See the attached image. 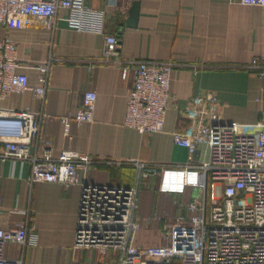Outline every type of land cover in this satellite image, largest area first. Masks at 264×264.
<instances>
[{"label": "crops", "instance_id": "1", "mask_svg": "<svg viewBox=\"0 0 264 264\" xmlns=\"http://www.w3.org/2000/svg\"><path fill=\"white\" fill-rule=\"evenodd\" d=\"M86 5L105 12V31L120 38L123 64L101 62L104 37L71 28L64 20L68 16L65 11L60 12L54 33L40 22L21 30L0 26V40L10 38L16 43L21 64L18 73L28 77L31 87L40 85L39 66L51 62L43 102L28 91L0 101V109L43 113L41 141L48 142L56 156L74 151L113 163L81 174L83 183L131 188L139 183L137 163H186L192 156L176 145L174 134L190 127L186 110L199 95L214 93L228 121L256 125L262 120L264 77L261 70L245 67L264 54V8L229 0H86ZM134 5L139 6L137 24L128 28L126 21ZM133 61L174 65L172 101L160 134H140L125 126L134 84ZM122 67L128 68L126 80L121 77ZM88 92L97 95L95 119L78 125L73 118ZM64 117L71 119L69 136L64 133ZM193 158L207 161V147H200ZM31 174L30 162L0 158V228L12 230L25 225L29 229L25 247L7 244L5 258L21 264H94L98 258L95 251L74 250L81 186L31 185ZM151 184L149 188L140 186L137 213L141 211L142 216L155 211L179 214L181 209L175 201L190 200L187 194L161 193L160 176ZM157 225L144 224V229L154 232ZM147 240H137V244L144 245ZM106 264H119V254L109 255Z\"/></svg>", "mask_w": 264, "mask_h": 264}, {"label": "built area", "instance_id": "2", "mask_svg": "<svg viewBox=\"0 0 264 264\" xmlns=\"http://www.w3.org/2000/svg\"><path fill=\"white\" fill-rule=\"evenodd\" d=\"M229 2L264 8V0ZM61 11L68 13L64 20L71 28L104 37L101 62L123 64L120 38L105 31V12L88 7L86 0H0V26L21 30L40 22L54 33ZM132 64L134 84L125 126L140 134H160L172 101L174 65L156 61ZM20 66L16 43L10 38L0 40V101L32 91L43 102L51 62L39 66L38 87H31L28 77L18 73ZM245 68L261 70L264 77V54ZM121 77L127 79V67L121 68ZM96 103L95 93L84 95L83 105L73 118L78 125L94 122ZM220 108L214 93L193 98L186 110L190 127L174 134L176 145L186 149L192 158L180 166L137 163L140 178L136 187L83 183L81 174H88L97 165L113 163L74 151L54 155L50 144L41 141L43 113L28 109H0V158L30 162L31 185L81 186L74 250L95 251L98 258L94 264H106L111 254H119V264H264V111L258 124L241 125L224 119ZM70 120L62 118L66 136L70 135ZM203 146L208 149V160L198 162L193 157ZM159 176L161 193L183 197L189 192L191 200L175 201L181 209L175 219L154 214L145 220L146 225L163 223L162 245H138L140 186L151 187ZM28 231L25 225L12 230L0 228V264H21L7 260L5 248L9 243L25 247Z\"/></svg>", "mask_w": 264, "mask_h": 264}, {"label": "rangeland", "instance_id": "3", "mask_svg": "<svg viewBox=\"0 0 264 264\" xmlns=\"http://www.w3.org/2000/svg\"><path fill=\"white\" fill-rule=\"evenodd\" d=\"M189 195H190V193L188 192L187 198L189 197ZM190 200H191V197H190ZM190 200H187V201H190ZM139 201H140V198H139ZM138 204H140V203H138ZM140 213H141V211L137 213V219L142 223L143 227L140 230V232L138 233L136 240L141 241V240L148 238L149 242L147 240V243H145L144 245H147V246L162 245V243H163L162 236L164 234L163 223L162 222L157 223L158 225H157L156 230L154 232H152L151 230L144 229L145 220L149 217H152L154 214H158L159 216L162 217V219H170L171 217H174V216H175L174 217V219H175L177 217L178 213H176L174 215H172L170 213L162 215L160 212L155 211V213L152 212V213H149V215H144V216H142ZM148 226L151 227L150 225H148Z\"/></svg>", "mask_w": 264, "mask_h": 264}, {"label": "water", "instance_id": "4", "mask_svg": "<svg viewBox=\"0 0 264 264\" xmlns=\"http://www.w3.org/2000/svg\"><path fill=\"white\" fill-rule=\"evenodd\" d=\"M138 14H139V6L134 5L131 9L129 18L126 21V27L134 28L136 26L138 20Z\"/></svg>", "mask_w": 264, "mask_h": 264}]
</instances>
